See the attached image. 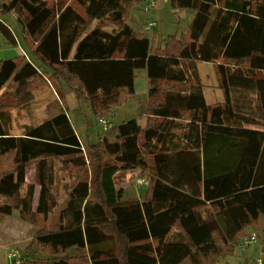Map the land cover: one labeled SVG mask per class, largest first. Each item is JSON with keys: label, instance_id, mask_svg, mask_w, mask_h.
Instances as JSON below:
<instances>
[{"label": "trees", "instance_id": "1", "mask_svg": "<svg viewBox=\"0 0 264 264\" xmlns=\"http://www.w3.org/2000/svg\"><path fill=\"white\" fill-rule=\"evenodd\" d=\"M144 1L74 0L82 12L73 4L55 12L47 0H0V17L16 14L32 55L0 60V92L52 74L90 99L99 120L136 93L138 70L152 82L189 85L150 88L146 126H112L86 158L64 99L22 135L7 130L0 104V221L18 211L36 227L31 245L50 256L15 264H218L250 231L264 249V0H169L195 15L188 33L163 47L129 23ZM0 33L18 44L11 25L0 22ZM201 62L215 64L223 102L207 103ZM53 158L66 172L61 191ZM30 163L40 187L35 210ZM138 171L147 192L125 198L127 172ZM207 208L225 220V234L201 221Z\"/></svg>", "mask_w": 264, "mask_h": 264}, {"label": "rangeland", "instance_id": "2", "mask_svg": "<svg viewBox=\"0 0 264 264\" xmlns=\"http://www.w3.org/2000/svg\"><path fill=\"white\" fill-rule=\"evenodd\" d=\"M47 1L55 12L59 11L63 6L68 4L75 5V7L82 12L80 7L78 5L76 6L74 3V0ZM169 3L170 1L166 3L159 0L156 8L151 12H145L143 5H140L133 9L130 13L129 23L132 28L136 31V33H139V35H144L149 38L152 45H155V47H163L166 38L169 36L180 37L183 34H187L195 15V11L193 9H173ZM15 19V13L0 17V22L12 25L14 33L18 37V44L14 45L7 41L0 33V60L16 59L20 56H23L25 59H28L29 56L32 57L31 48H29L22 40L20 30ZM149 21L156 22L157 26L147 31L146 26ZM96 23L97 21L92 23L90 29L94 28ZM35 43L36 42L33 44L31 43L32 48L36 46ZM20 50L23 52L22 55L20 54ZM198 68L202 82L205 84L204 93L207 103L209 105H214L216 103L223 102L224 95L222 90L218 87V75L215 64L201 62L199 63ZM152 87L163 91H186L189 85L185 83L167 82L164 80L151 82L147 75V70L142 69L136 71V93L128 99V102L118 108L112 117L108 116L110 117L113 126L127 122L145 127L147 123L145 111L149 99V89ZM59 99H64L65 101H63L68 105L71 123L85 146V151L82 152L86 158L89 147L97 144L101 135H105L107 131L103 132V129L99 124L98 117L95 114L97 111L96 105L87 103V97H79L75 88L69 87L67 84L56 80L52 74H47L36 81L30 82L24 87H19L17 84L10 81L1 90L0 104L5 105L2 112L4 114L3 120L5 126L10 133L22 135L25 133L28 126L37 125L47 119L50 113V105L56 103L54 101ZM50 163L52 164V170L55 172V178H57V183L54 188L61 191L65 185L66 177L64 174H66V172L63 169H60V163L54 158L50 159ZM33 164L35 165V171H31L30 178L26 181V183L34 184L36 186L35 192H37V194L35 193V210L38 205L36 202L39 198L38 189H40V187L37 184L36 164ZM127 174L128 180L125 183L126 193L124 197H143L148 188L147 185H140L138 183V180L140 179H136V177H138L139 171L135 174L134 172H129ZM131 175L134 177L130 180ZM60 211V207H55L52 216H56V214H59ZM14 212L17 211H13L12 215ZM212 212L213 210L211 208H207L198 212V216L202 219L210 220L213 219L214 212ZM213 221L220 227V221L217 222V219H213ZM7 222H12V220ZM21 222L23 224L24 221L21 219ZM28 226L29 228L36 229V227L30 224H28ZM52 226L56 228L57 224ZM48 227L50 228L49 224ZM19 232L20 233L18 234L15 242L3 243V239L0 237V264H15L14 261L17 259L9 257L12 253L19 254L22 259L28 258V260H37L38 258L42 259L49 257L48 253L41 252L38 250L36 245H31L34 239V233L28 234L26 230L23 229H20ZM70 253H73V251ZM259 253V246H252L247 250L239 247L235 255L221 259L219 264H256Z\"/></svg>", "mask_w": 264, "mask_h": 264}, {"label": "crops", "instance_id": "3", "mask_svg": "<svg viewBox=\"0 0 264 264\" xmlns=\"http://www.w3.org/2000/svg\"><path fill=\"white\" fill-rule=\"evenodd\" d=\"M11 27H12V25H11ZM12 29L14 30L13 27H12ZM20 54L21 55L23 54V52L21 50H20ZM29 58H30V56H29ZM29 58H28V60H29ZM34 167H35V165L33 163H30V164L27 165V169H26V181L29 180L31 171L32 172L35 171ZM127 173H129V172H127ZM35 193L37 194V192H35ZM35 193H34V202H35V196H36ZM39 193H40V189H38V196H39ZM127 198H132V197H127ZM140 199H143V197H141ZM38 200H39V198H38ZM38 200H37L36 203H38ZM62 205H64V202H61V206ZM58 215L59 214H56V216H51V218L49 220V223L48 224H49V226H50V228L52 230H57L59 228V216ZM213 219H215V220L217 219L218 220L217 222H219V221L221 222V223L219 222L220 227H221L220 229H222L221 232L223 234H225L226 231H227V224H226L225 220L221 216H217L214 213H213ZM213 219H210V220L202 219V221L203 222L214 223ZM9 220H12V222H7ZM55 223L57 224V227L56 228H54L52 226V225H56ZM20 229L26 230V232L28 234L34 233V235H35V233H36V229L35 228L34 229L33 228H29V226H28V224H26V222L25 223L23 222V224H22L21 219H20V213L18 211L17 212H14V214L11 217L6 218L3 221H0V237L3 239V243L15 242L18 234L20 233L19 232ZM23 259H28V258H23Z\"/></svg>", "mask_w": 264, "mask_h": 264}, {"label": "built area", "instance_id": "4", "mask_svg": "<svg viewBox=\"0 0 264 264\" xmlns=\"http://www.w3.org/2000/svg\"><path fill=\"white\" fill-rule=\"evenodd\" d=\"M158 1L159 0H145L143 2L144 11L145 12H151L153 9L156 8ZM161 1H164L167 3L169 0H161ZM156 26H157L156 22L149 21L147 23L146 30L148 31V30H150ZM99 124L101 125L103 132L108 131L113 126L110 118H108V117L107 118L106 117L99 118ZM138 183L140 185H148L147 181L142 180V179L138 180ZM252 246H259L260 247L257 235L253 231L252 232L250 231L248 233V235L242 240L240 247L244 250H247ZM9 257H11L13 259H17L16 261H14V263L15 262L19 263L22 261L21 256L19 254H16V253L10 254ZM256 264H264V249L260 248L259 257L257 258Z\"/></svg>", "mask_w": 264, "mask_h": 264}]
</instances>
